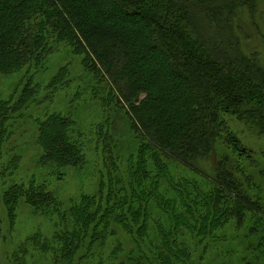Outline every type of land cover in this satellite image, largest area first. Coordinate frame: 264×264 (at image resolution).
Segmentation results:
<instances>
[{
	"label": "trees",
	"instance_id": "16d2710c",
	"mask_svg": "<svg viewBox=\"0 0 264 264\" xmlns=\"http://www.w3.org/2000/svg\"><path fill=\"white\" fill-rule=\"evenodd\" d=\"M259 2L0 0V79L15 84L0 95V227L26 208L52 229L26 239L15 264L30 253L51 264H190L227 221L264 217L243 166L224 155L210 176L194 164L215 152L225 114L264 137V53L245 44L242 27L252 24L264 51ZM63 52L83 74L61 66L46 79L49 59ZM90 107L127 119L137 155L118 158L110 134L83 124ZM30 126L35 150L20 139ZM229 143L249 158L235 136ZM91 150L104 156L99 173L88 168ZM180 167L194 175L174 180ZM71 174L99 177L92 191L81 185L61 200ZM258 246L264 253V238Z\"/></svg>",
	"mask_w": 264,
	"mask_h": 264
},
{
	"label": "rangeland",
	"instance_id": "374dc122",
	"mask_svg": "<svg viewBox=\"0 0 264 264\" xmlns=\"http://www.w3.org/2000/svg\"><path fill=\"white\" fill-rule=\"evenodd\" d=\"M255 21L257 22L260 32L264 34V0H260L258 3V16ZM242 27L244 36L250 35L245 39V44L250 45L251 50L257 49V51L264 53L262 49L263 45L259 42V38L257 34H255L252 24L246 26L242 23ZM63 54L64 55H54L49 59L48 64L50 63V66L48 67L46 79L54 75L61 66H65L67 71H70L71 76L73 75L74 79H79L81 74H83L84 68L81 65L80 59L79 61L76 59L73 60L70 54L66 52H63ZM14 86L15 84H13L12 79H0V95L3 97L7 96ZM52 99L60 110L66 108L65 101L62 102V94ZM104 114L105 115L101 114L98 108L94 107L92 109L90 107L87 112H84L83 124H86V120L88 124L92 123L94 126V128L90 129L92 132H98L96 127L99 126V130L102 134H110L114 143L113 153H116L118 158L121 156L125 159L128 156V152L129 154L135 153L137 147L129 130L127 119L125 120L123 115H116L114 112L109 113V115L106 113ZM223 118L225 123L224 136L221 135L218 138L215 152L211 154L208 159H196L194 164L197 166L198 171L201 170L207 175L214 176L217 159L221 156L228 155L232 163L243 166L245 168L243 170L249 173L251 182L254 184L252 187H255L254 190L251 189L253 192L250 193L255 195L254 197H257L256 199H258L264 212V137L257 134L256 125L241 122L233 114H225ZM76 120L78 119L76 118ZM80 122L82 121L77 123L79 124ZM33 132L34 129L30 126L20 139L22 138L23 143H27V147L35 150L30 140ZM232 136L236 137L239 141V147L246 150L244 153L248 154L249 158L246 156L239 157L237 153H235L229 143ZM90 145L93 148L92 142H90ZM135 155H137V153H135ZM138 156H140V152H138ZM30 158L31 156L27 153L24 160L25 166H28L29 161H32ZM88 158V168L91 167L92 172L98 171L100 167L102 169L105 159L101 152L91 150L88 152ZM32 166L33 162L31 163V167ZM86 173L88 174V171ZM164 175L167 177L171 176L165 173ZM191 175L194 174L180 167L176 169V175H173L172 178L178 180L179 176L190 177ZM98 177L99 175L97 174L95 177L89 175L86 177V181L84 180L83 182L78 179L75 174H71L68 176V180H65L64 183H62L63 185L59 186L62 195L60 193L57 194L61 200L64 199V197H71L78 191L81 185H84L85 192H90L92 191V181L97 182ZM0 214L5 216L2 213ZM48 223L49 222L45 221V219L33 218L26 208H20L13 227H8V225L0 227V264H15L17 257H19L17 254L18 247L29 237L36 234L49 236L52 229L51 225ZM221 227L223 228L218 230L217 234L218 237L221 236L223 240L221 239L215 245H209L202 259L199 256L200 252H194L190 264H264V253L258 246L261 239L264 238L263 216L257 214L256 216H251L247 214L246 222L243 225L238 227L237 222L232 220L229 222L227 221ZM250 227H259L258 232L251 234L249 231L246 232L247 235L245 236L246 229ZM120 236L121 234L119 237ZM121 243L123 251H125V256L128 253L127 245L125 242ZM250 244L253 245V248L250 247ZM114 245L108 246L107 251H105L106 254H108V258L109 254L115 249ZM14 255L16 256L13 258ZM19 261H22L23 264H51L49 257L39 253H30L27 257L19 258Z\"/></svg>",
	"mask_w": 264,
	"mask_h": 264
},
{
	"label": "water",
	"instance_id": "95a60500",
	"mask_svg": "<svg viewBox=\"0 0 264 264\" xmlns=\"http://www.w3.org/2000/svg\"><path fill=\"white\" fill-rule=\"evenodd\" d=\"M242 152H244V151H242Z\"/></svg>",
	"mask_w": 264,
	"mask_h": 264
}]
</instances>
